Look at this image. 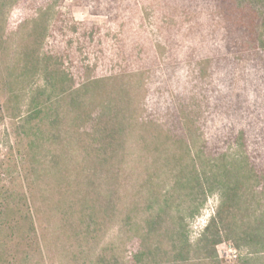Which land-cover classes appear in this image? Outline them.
I'll list each match as a JSON object with an SVG mask.
<instances>
[{
	"label": "trees",
	"instance_id": "16d2710c",
	"mask_svg": "<svg viewBox=\"0 0 264 264\" xmlns=\"http://www.w3.org/2000/svg\"><path fill=\"white\" fill-rule=\"evenodd\" d=\"M94 2L103 6L110 20L122 17V0H0V36H4L0 44L18 35L19 29L9 22L13 9L33 8V16L39 21L28 20L19 26L23 27L20 32L25 41L19 51L23 67L34 77L42 76L47 100L53 99L57 84L70 83L73 89L70 93L62 89L58 96L67 107L60 101L56 108L38 104L23 124L14 125L16 146H10L0 161V264H50L46 251L51 243L37 224L39 206L25 188L34 183L29 182V176L41 179L48 173L53 175L57 168L69 198V209L61 219L66 228L81 231L84 239L96 242L104 227L116 218L128 227L129 255L120 264H223L217 248L224 241L240 251L234 264H264V102L258 98L250 101L242 92L234 95L232 90L226 93L230 94L228 99H219L213 106L207 96L191 102L193 108L189 100L182 99L172 125L177 132L168 134L163 143L158 140L160 133L156 143L141 139L144 145L156 146L154 151L162 149L158 168L174 162L168 181L156 188L151 184L154 179L145 180L131 203L126 204L127 197L115 191L120 173L117 165L125 159L132 135L129 127L131 124L135 129L138 124L145 128L153 119L148 115L130 122L126 115L129 105L114 103V96L130 91L119 79L121 75L88 76L86 62L92 53H96L95 61L107 57L113 64L138 54L130 52L131 57L120 39L109 42L103 37L102 26L74 19L75 5ZM228 3L226 16L242 39L264 47V19L250 8H240L236 1ZM7 31L8 38L4 35ZM103 43H108L104 50L97 46ZM107 49L115 56L107 55ZM8 51V46L0 49L1 57ZM253 59L262 73L264 56ZM209 105L220 113L216 119L222 115L220 126L210 138L199 128ZM215 118L210 119L215 122ZM43 123L50 125L49 140L68 135L63 145L52 141L64 148L63 155L48 160L50 169L46 170L39 163V151L47 141ZM147 132L139 135L146 139ZM73 151L74 158L78 159V154L82 157L76 178L72 175L76 170L67 161ZM90 160L95 163L90 165ZM88 169L89 174L82 178ZM103 176L110 180L102 192ZM212 194L219 197L216 214L193 242L188 220L201 212ZM113 255L106 258L102 253L94 264H119Z\"/></svg>",
	"mask_w": 264,
	"mask_h": 264
},
{
	"label": "rangeland",
	"instance_id": "374dc122",
	"mask_svg": "<svg viewBox=\"0 0 264 264\" xmlns=\"http://www.w3.org/2000/svg\"><path fill=\"white\" fill-rule=\"evenodd\" d=\"M233 1H236L240 8H250L264 19V0H230V3ZM68 2L72 3V0ZM228 2L229 0H122V17L113 21L109 19L111 15L103 6L100 7L96 2L73 7V17L77 22L102 26L103 37L110 40L109 42L114 40L113 43H116L120 39L127 53H138L134 59L128 58V61L116 64L109 62L107 57L95 61L96 53H92L90 61L86 62L90 78L121 75L119 79H123L130 91L128 90L127 94L121 92L112 99L116 104L129 105L130 110H127L126 115L130 117V122L136 117L144 119L148 115L153 119L150 126L145 128L138 124L135 129L131 124L129 127L133 129L130 132L132 135L127 144L125 159H121L117 165L120 173L115 191L122 198L127 197L126 204L131 203L132 197L140 190L145 180L154 179L155 183L151 184L156 188H160L162 182L168 181L174 162H170L168 167L158 168L161 155L159 151L162 149L154 151L156 146L146 143L157 141L159 133V143H163L168 134L177 132L172 125L178 113L176 108L180 107L182 99L189 100L193 108L191 102H197L207 96L213 106L219 99H228L230 94L226 93L232 90L234 95L242 92L250 101L258 98L264 102V71L259 73L258 64L253 59L255 56H264V47L260 43L254 45L251 41L248 44V40L242 39L236 25L226 16L229 12ZM19 9H13L9 17L13 28L19 29L18 35L11 37L10 41L3 45L0 44L1 50L3 47H9L7 56L1 57L0 54V161L4 159L10 146H16L14 125L23 124L38 104L56 108L62 89H65L64 93L73 90L69 87L70 83L62 86L57 84L53 99L47 100L49 95L43 93L46 82L42 76L34 77L23 67L25 62L19 51L25 41L20 32L23 27L19 26L24 21L29 20L32 23L34 19H39L33 16V8H23L22 11ZM259 30L263 28L260 27ZM9 34L10 31L4 33L7 38ZM108 43L97 46L104 50ZM105 51L107 55L115 56L109 49ZM61 104L67 107L66 101ZM211 105L199 123L201 132L208 138L220 126L222 119V115L219 119L215 118L220 113L216 114ZM210 118H215V122ZM134 124L135 122L133 126ZM42 125L46 126L43 128L47 141L45 147L39 151V163L46 170L50 169L48 160L63 155L64 148L61 149L59 144H65L68 135L59 134V140H49L47 138L51 136L50 125ZM147 129V138H141L139 134ZM141 139L146 142L145 145ZM53 140H58L59 144L58 141L52 143ZM25 143L23 142L24 146ZM22 152L20 158L23 157ZM73 154L74 151L69 153L67 161L71 163V168L77 171L72 174L73 178H76L82 157L78 154L79 158L76 159ZM91 163L95 162L90 160V165ZM155 163L157 167H154ZM89 169L82 173V178L84 174H89ZM56 171L59 169L57 168L53 175L48 173V176L41 179L29 176V182L34 183L25 188L33 194L39 206V231L51 243V247L46 251L48 262L94 264L102 253L110 258L111 254H114L119 264L125 261L129 255L130 240L128 227L119 218L104 227L100 239L96 242H91L89 238L84 239L81 231L71 232L63 225L61 219L63 212L69 209V198L65 192V183L60 180ZM100 180L103 192L110 178L103 176ZM218 205V195L212 194L201 212L194 219L188 220L193 242L205 230L195 231L193 222L202 215H210L213 218ZM129 206L127 205V208ZM223 243L217 248L218 254L220 250H224ZM220 259L223 260L221 257Z\"/></svg>",
	"mask_w": 264,
	"mask_h": 264
},
{
	"label": "built area",
	"instance_id": "2783aa9c",
	"mask_svg": "<svg viewBox=\"0 0 264 264\" xmlns=\"http://www.w3.org/2000/svg\"><path fill=\"white\" fill-rule=\"evenodd\" d=\"M215 214V213H214ZM210 218H212L210 215H202L197 220L193 222V229L196 230H204L209 222ZM223 251L220 250L219 255L224 260L223 263L231 264L233 262H236L240 256V251L235 248V246L231 242H224L223 243Z\"/></svg>",
	"mask_w": 264,
	"mask_h": 264
}]
</instances>
